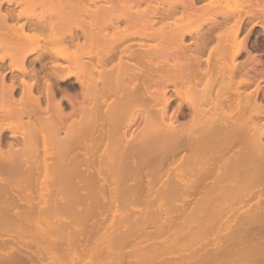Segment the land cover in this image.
Instances as JSON below:
<instances>
[{
	"label": "bare ground",
	"instance_id": "6f19581e",
	"mask_svg": "<svg viewBox=\"0 0 264 264\" xmlns=\"http://www.w3.org/2000/svg\"><path fill=\"white\" fill-rule=\"evenodd\" d=\"M199 1H202L204 3H201ZM230 1L233 3L232 0H0V221L2 222L3 219L4 221L8 219H10L9 221L16 219L15 224L21 222L22 226L25 223L28 224V222L30 221L32 223L30 225V228L34 227L32 231L29 230L28 233L23 234L25 236H23L21 233H24L23 231L26 232V230L28 229H24L23 231H21L20 234L22 238H20L19 235H17V237L14 236L16 235V233L14 235L12 233V230L14 229H17L18 232L19 230H21V227H19L20 224H18L19 228L13 227V229L11 228L13 226V223L10 225L9 221L2 222L3 225L8 222V226H11L10 228L12 231V235H10L8 231L6 232V228L4 229V227L8 228L7 224L3 227L0 222V231H5L6 233H8L7 235L4 232L3 235L5 234L6 236H11V239H9L10 242L14 240L12 238H18L15 239L16 241L14 243L19 242L20 244H22L21 246L17 247V245L15 244V246L12 242L13 244H8V246H10L9 248L3 245L5 243H9L7 242L8 238H4L5 236L3 238L0 237V246L2 247L3 245V247L5 248L4 249L3 247H0V264H40L41 262L39 263V261H36V257L34 256L35 253L36 256L38 255L39 259L40 257L42 258V256L46 257V254L48 252L51 255L49 249L51 248L49 246H52V244L50 243L52 241L51 236L54 237L59 233H55V235H52L51 232V236H45V233H47L46 230L48 229L47 226H50V224L51 226H53V223H51V219L53 218L54 214L57 215H55L56 218L59 216L58 211L62 212V215L64 216L65 214H67L65 213V211L70 210V212H73L71 210L74 209L76 211L75 207L79 206L80 204V206L83 205L81 197H86L84 199L86 201V199L90 198V196H92V198L93 196H95L93 195L94 193H92V191H96L97 188L92 189L96 186H91L92 183L90 182V180H123L124 178L122 179V177H125L126 175H130V177L137 176L134 177V180H156L158 178L154 179V177H156V175H158L159 173V175L162 174L163 176V173L165 172H163V170L166 168L165 165L167 164V162L169 163V167L171 166L170 163L173 164L174 162L177 168V172L175 170L171 171L172 169H174V167H172V169L170 167L171 170L168 168L169 171L166 168L165 170L169 172L167 179L168 177V180H175L177 178V180L182 181L183 186H185V189L184 187L182 188V183L180 184V181H178L179 185H181H178L180 188L184 189L185 191H190L193 188L195 189L196 195V189L198 187H201V185H204L202 184V182L204 183L205 180L207 182L206 185L209 184L208 186H210L211 183L207 181V178L209 176H212L211 173H209L210 171H212V169L214 172L218 171V168L215 167L218 166L216 162L223 160L221 163L219 162L220 164L218 163L220 166L221 164H225V166L222 165V170L223 168H225V172L230 170V172L222 173V175L215 172L216 175L214 176L215 178H213V180H219L218 182H220V180H239L242 178L241 174L243 173L242 171L244 169L248 170L247 173L246 171L244 173H249V167H245L246 164L243 163V157H241L243 155H239L241 153L240 151H236L237 157L233 156H236L235 152L231 153L232 156L227 155L229 152L234 150L233 147H236L238 149V147L235 145H238L237 143H239L240 141L243 142L244 140L245 142L247 141L245 145H250V148L247 147L248 149H250V151L247 149L248 153L250 152L248 157L246 158L247 163L252 164V166L255 165V168L259 170V164H257V162H259L260 160V169L264 171V121L258 123L257 120L258 118H264V97L263 99L258 98L259 90L261 87L260 84L258 83L257 85H255L256 87L254 89L252 88V92L250 93V95H247V92L245 93L247 97L249 96L245 103H242V101L240 100L241 102L238 103L239 105H237L236 102L235 106H232L235 103L233 102L232 104V100L235 101L234 97L240 96L241 92L244 91H241L242 87H245L244 89L246 90V87L250 88L249 86L254 83V79L262 81L264 78V67H261L259 71V68L255 69V73L252 74L249 70L255 65L249 66L248 64L249 61H255L257 64H261L263 66V59L261 58V60L257 59L258 57H255L257 56L258 52L257 54H254L255 52L250 49L248 41L251 32L250 28H253L255 25H260L264 31V0H234L235 2L233 5H231ZM237 1L238 3H236ZM198 2L203 6L199 5ZM210 2L212 4L215 3L217 6L215 4L212 5ZM223 2L226 5L225 7H223ZM208 3H210V6H213L215 9L213 8V10L211 8V10ZM173 17H176V19L179 18L180 21L179 19L178 21H175L180 22L181 25L174 22L172 19ZM182 18L190 21L192 27L189 28L184 25L186 24L187 20L183 19L185 22L181 23ZM171 21H173L175 24H172ZM248 23H250L248 31L245 33V35L241 36L242 30ZM205 24H208L207 27L204 26ZM188 37L191 40H189L190 42H188L187 40ZM147 40L150 42L148 43ZM152 40H154L155 43H151L154 42ZM152 45L154 47H150ZM243 53L247 54L246 60L243 62L238 61V57ZM254 57L256 58V60H254ZM203 64L205 65V67H203ZM217 66L221 68H219L220 71L218 72H216L218 69ZM257 72L260 73L261 77L255 76ZM219 76H223L224 78H221V80ZM216 78H219L220 80ZM60 82H69V85L75 88L79 87V90L71 91V89L67 88L61 93V97H59L58 95L61 91L58 92L57 86ZM199 84H202L203 86H199L198 88ZM170 85H173L174 87L170 90H174V94L177 93L180 96L184 94L183 89H185L186 87H192V89H195V91L192 90L194 92V95H191L193 93L187 95L194 96V98L186 100L185 95V102L181 99H178V101L181 100V102H178V105L176 104L177 107H175V110L172 111V114L169 112V110L172 99L174 98L172 96L175 95H172L171 92L169 95V88H171ZM110 96L112 97L110 98ZM109 98L111 99L110 101H112V99L114 98L115 99L110 102L108 101ZM243 98L244 97H242V99ZM66 100L70 106L69 110L66 109ZM209 103H211V105H215V108L219 110V113L214 114L209 109ZM207 104H209L207 109H209L210 112H208V110L205 108V105ZM227 106L228 109L226 108ZM213 107L214 106H211V109H213ZM132 109H135V112H137L136 116H132L133 114H135L131 112L133 111ZM129 112H131L132 117L130 116ZM138 112L143 116L144 120H146V122L150 124V127L146 123L142 124L140 122L142 121L140 119L142 117L139 118ZM152 112H154V117L152 116ZM211 112L213 114H211ZM156 113L158 115H155ZM208 113H210V115ZM126 116L130 118L128 119ZM137 117L140 119V121L138 122L142 124V126L139 125L142 128L137 127L139 130H142L143 132H152L153 128L156 127L154 129L155 133L153 132L154 134L149 132L152 135V138L147 135L150 137V139H152L150 140L148 138L149 142L151 141L150 143H148V139L146 140V138V144L143 141L144 139L142 140L144 144L137 143V140L143 135L139 134L141 136L137 137L139 136L136 133L139 131L137 130V128H132L137 136L134 135L132 131V134L134 136L130 132V139L129 137H127V133H129L128 131L132 127V124L136 123L134 121L137 120ZM182 118H187L189 120L183 121L181 120ZM256 120L257 122H255ZM20 127H23L24 130ZM145 127L148 130H146ZM63 133H65V137L63 136ZM166 137H168V139ZM171 137H173V140L168 142L169 138L171 139ZM136 138L137 140H135ZM141 138L139 140H141ZM160 139L165 140L162 141ZM53 140H55L54 143H58L59 146H57L60 147V150H58L57 148L58 152H56V149H54V153V151L52 152L51 150L50 152L47 149L50 152L49 153L46 150V147L48 146L49 148V145L52 144L51 141ZM90 140L92 144L90 143L88 145L89 142L87 141ZM115 140L121 141L123 143L120 142V145L116 144ZM132 140H135L136 142H132ZM113 142L115 143L112 147ZM82 144L86 147L85 149V147L83 146V150L85 151L83 152V154L76 151V149L78 148L82 149ZM86 145H88V147H92L89 148L91 149V152L90 150H87L88 148ZM101 145L104 147L103 149L101 148ZM218 146H220L221 150L218 149ZM41 147H45V150L43 149L45 153L43 152V154ZM216 147H218V150L215 149ZM242 147L243 145L241 146V148ZM244 149L246 150V148ZM74 150L76 153H73ZM238 152L240 153L238 154ZM173 158L174 161L172 160ZM120 159L122 160L123 164ZM158 159H160L161 161L159 160L158 162ZM169 160H172L173 162H170ZM130 161H133V164H129ZM120 162L122 165L119 164L118 166V163ZM253 162L256 164H254ZM113 163H115V165ZM150 163H155V165L153 164L154 166H149L151 165ZM211 164H214L215 166L213 165L212 167ZM226 165L229 166L230 169ZM115 166H118L119 169L116 170ZM209 166H211L210 169H208ZM160 167H162V170ZM197 167H201V169H198ZM227 168L228 170H226ZM255 171L257 170L255 169ZM173 172L177 173L175 179H173L174 177L172 178ZM257 172L258 174L256 176L259 175V179L261 180L262 178L260 177V170ZM116 173L118 176L115 175ZM153 173H156V175H153L154 177L150 175ZM262 173L264 174V172ZM165 174L167 173L165 172L164 175ZM114 175L116 176V179L114 178ZM144 175L148 178L144 179ZM248 175L251 176L252 174ZM256 176L254 175V177ZM129 178L125 179L129 180ZM248 178L250 181L251 178L253 179V175L251 178L248 176ZM259 179L258 177H256L257 181ZM29 180H32L31 182H34L33 180H50L49 182H35V187L33 186L35 192L37 191V193H39L40 195H44V191H47L49 193L45 194H52L46 195L47 198L49 196L50 199L51 196L54 195L56 196V199L57 197L58 199H63L62 201L60 199L59 201L58 199L56 201L54 198H51L55 203V206L59 205L55 208L52 207V211L56 212H53L52 216H50V213L48 214V212L46 213L47 217H45L46 215H42L41 213L43 209H45L44 212L49 211L51 208L50 206H52L51 203L48 205L45 203L47 207L43 208L40 203L41 201L39 202V200H41L42 198L38 196L39 194L36 195V197H33L35 192L32 191L34 194H29L28 197V194H26L25 191H22L32 188L28 187L30 184H32L29 182ZM55 180H71L70 182H73L72 186H74L75 180H81V187L79 186V188L83 187V190L79 189V191H72L71 194H73H70L69 197L72 198L73 196L74 199L72 200H74V202H72L70 198L69 199L71 201L69 202V199L65 197L67 196V194L62 190L66 182L61 181L64 184L63 187H61L62 183L60 181H58L57 183ZM82 180H89V182H87L91 184L88 185L87 183V185L90 189L86 185V182L83 181L82 183ZM190 180L192 181L190 182ZM197 180L200 182V185H198V183V187L194 188L196 186L195 183L197 182ZM242 180L244 181V179ZM69 181L67 183L68 185L71 184ZM257 181H255L256 183H258L257 186L261 187V184H263L264 180H261V183ZM59 182L61 185L59 184ZM226 182L227 181H225V183ZM233 182L238 186L243 185L239 183L240 181ZM24 183H28L25 187L29 189H24V187L23 189L21 188L22 190L19 189L18 184H20L21 187V185ZM220 183L219 184L221 189H223L222 186H225L227 184H223L222 182ZM175 184L170 185V187L173 185L175 187ZM250 184L252 185L253 183ZM15 185H17L16 189L18 190L17 192L19 193V195L14 190ZM229 186L226 187L228 191L231 188H234L231 187L230 189H228ZM252 186L255 187V184H253ZM170 187L169 190L172 188ZM174 187L171 189V192H175V190H177V188L174 189ZM87 188L90 190V194L88 193L89 190ZM248 188L249 190L246 189L247 192L246 195H243V198H245L247 194L249 196V194L252 193L250 192L252 188H250V186H248ZM84 189L88 190L86 196L85 193L84 195L83 193L81 195L80 192L81 190L82 192H84ZM224 189L221 190V192H225L226 189ZM261 189L262 188H260V190ZM20 190L25 193V198L24 194L21 193ZM227 190L226 194L228 193ZM253 190L256 191L257 187L253 188ZM30 191L31 190H29V192H26L30 193ZM177 191L179 192V190ZM230 191L228 194H230ZM11 192L12 194H10ZM14 192L15 194L17 193L18 198L20 197L17 201L15 200L16 197H13ZM74 192L76 193V196ZM171 192L169 191V193ZM207 192L209 194L210 191ZM192 193L194 192L191 191V194ZM202 193L204 195L207 194H205V192ZM257 193H255V195H257ZM260 193H263L262 190L260 191ZM59 194L66 195L60 196ZM208 194L206 196H208ZM226 194L224 193L225 196ZM217 195L218 200L219 198L221 199V197L222 199H224L223 194H221V197H219V193H217ZM37 196L40 198L37 200L38 202H36V198H38ZM191 196L192 195H190L189 198H191ZM212 196L210 197L212 198ZM214 197L216 196L214 195ZM254 197H258L257 200H259L260 204L261 202H264L260 201L259 195ZM44 198L45 197L42 198L43 201L46 200ZM92 198H90L89 201V203L91 202L89 208L94 212L95 208H98L99 210L100 206H94L95 204H97L96 202L98 201V196L96 197L97 199L94 198L95 200ZM217 198H215V200ZM263 198L264 197H262L261 199ZM91 199L93 202L91 201ZM105 199L108 200V198L106 197ZM253 199L254 198H252V200ZM64 200L65 202L68 200V203H64L66 204L65 206H63L64 204L61 205ZM188 200H186V204L190 202H187ZM247 200L245 205L243 203V207H247L246 204H248L249 202ZM94 201L95 204H93ZM58 202L61 204H59ZM71 202L72 205L75 206H72L70 204ZM218 202H220V200ZM23 203L27 204H24L25 207H30V209L33 211L31 213H34V215L30 214L29 212L30 217H26V219L24 218L25 215L28 216V213L26 212H28L29 210H26L25 207L22 208ZM98 203H100V201ZM215 203L216 202H214V204ZM228 203L229 202H227V204ZM186 204H184V206ZM218 204L219 203H216V205ZM260 204L259 206L262 205ZM92 205L95 207L94 209L91 208ZM216 205H211V207H216ZM255 206L257 207L258 205ZM230 207H232V205H230ZM252 207L254 208V206ZM48 208L49 210H46ZM226 208L228 209V207ZM232 208L230 212H235V215L230 213L229 215H233L236 217V211L238 209ZM1 209H4L5 211L2 212ZM22 209L26 211L24 212L22 211ZM86 209H88V207H82V210ZM216 209L217 208H215V210ZM234 209H236V211H233ZM242 209L243 208L241 207V210ZM251 209L252 208H250V210ZM262 209L264 210V208ZM184 210L186 211V209ZM184 210L181 211L184 213ZM209 210L211 211L210 207ZM92 211L90 212L93 213ZM257 211H259V208L257 209ZM257 211L253 210V212L255 213ZM245 213L247 214V212ZM256 214L255 217L257 216ZM262 214L261 217L263 216ZM31 215L33 216L31 217ZM82 215H80V219L81 217L83 218ZM94 215H96V213ZM233 216H230L232 218L227 219L229 223L231 221L230 219L234 218ZM65 217H68V215L64 216V218ZM78 217L79 216L75 217L74 215L72 217L69 214V220L73 226L77 225L79 221L81 222V220H79L78 222L76 221L78 220ZM259 217L260 216H258L257 219H259ZM44 218H49L51 220L47 221L46 219L45 224L47 229H45V232L44 230H39L44 229L42 227ZM71 218H73L72 221L74 220L75 222H77V224H75V222H71ZM91 218L95 221L94 216L92 217L91 215ZM17 219H19V222L17 221ZM21 219H25V221ZM65 219V222L63 221L64 223H67L65 224V227L64 225H62L63 223L61 221L60 222L62 224L54 220V222H57L59 224V228L61 227V229H59L60 231L57 230V232H60L59 236H61V231L64 228L67 231L66 227L70 224L68 223L69 220L68 222H66ZM89 220H91L90 217ZM259 221L261 223L260 219ZM259 221L257 220V222ZM95 222H97V220ZM167 222L165 224H167ZM169 222L171 223V221ZM201 222L199 224H201ZM33 223L37 225L33 226ZM92 223L93 221H91V224ZM94 223L91 226H94ZM232 223L233 222H231V224ZM234 223H237V221H235ZM248 223L249 222H245V224H242L246 226V224ZM26 224L24 226L29 228V226ZM38 224H41V226H39ZM196 224L197 227L200 228L197 222ZM202 224H204V222ZM227 224L225 223V225L222 226H225L226 228V226H229ZM259 224L257 225L259 226ZM241 225L237 226L240 227ZM16 226L17 225H15V227ZM73 226H71L70 228L72 230H75L76 226H74L75 228ZM77 226V228L80 227L84 229L83 224ZM95 226L97 227V225ZM247 226L249 227V225ZM54 227L56 228L57 224L50 228ZM195 227L196 225H194V227L192 228L198 229L197 227ZM241 227L244 228L243 226ZM35 228H38V230ZM77 228L76 231H79L80 229L78 230ZM92 228L94 229V227ZM232 228L228 227V230L230 229L231 231ZM261 229H263V227ZM65 230L64 232L68 234L69 230L67 232ZM39 231L42 232H40V235H38ZM52 231L55 230L52 229ZM244 231H246L245 228L243 232L241 231V233L244 234ZM263 231L264 229L262 230V234L264 233ZM35 232L38 233H36L34 236V240L36 241V249L40 248V246L37 247V245H44L43 242L46 241L48 243V240H51L49 242V245H47V243L45 245L49 248L42 245V247L46 248L47 250L49 249L48 251L44 250V248H40L39 250H37V252L36 250H34L35 245L33 243V235ZM43 232L44 235H42ZM71 232H73L74 236V231ZM257 232L258 231H256V233ZM233 233H227L229 236L227 234L225 236H228L230 238V235H235ZM71 234L72 233H70L69 237L67 235V237H72ZM0 235L3 236L1 233ZM36 235H38V237H36ZM80 235H82L80 237H83V235L85 234L81 231ZM26 236L31 237L29 239L33 244L29 242L30 240L25 238ZM39 236L40 238H42L43 236V238L40 239ZM44 236L47 237V240ZM56 236L54 237L53 241L58 240ZM59 236L57 237L60 239ZM23 238L28 241L23 240ZM55 238L57 240H55ZM21 239L23 240V242L20 241ZM63 239H60V241H63ZM65 239L67 240H65V242L69 241L66 237ZM80 239L77 238L76 240L81 241L80 243H86L85 241H83L84 239L86 240V238ZM224 239L227 241L226 243L232 241H229L230 239ZM248 239L250 240V238ZM73 240L74 239H72V241ZM76 240L75 243H73L74 245L77 242ZM251 240L253 239L251 238ZM262 240L263 239L259 240L258 242L260 243V241L262 242ZM24 241L31 244L33 248L32 252H34V254L30 252L32 249L29 244V246L23 244ZM37 241H39V243ZM62 241L61 243L64 242ZM255 241H252V243ZM55 243H53L51 249L53 250L54 248L55 251L53 250L52 253H54V255L58 254L55 257L61 258V256L59 255L60 252L56 248L59 245L57 244L55 246ZM255 243L254 246H256ZM67 244L65 245V250H67L66 247H68L67 251L69 252L70 246H67ZM229 244L231 245V243ZM25 245L26 247H28H25L26 250L30 248L28 250L29 253L25 252L26 250L24 249V247L22 249V246ZM77 245L79 244H76V246ZM236 245L238 244L236 243ZM76 246L74 247V249H76ZM79 246H77L78 249ZM223 246H221V250ZM239 246H241L240 243ZM261 246L263 247L264 245ZM58 248H60V246ZM42 249L44 250L43 253H46L45 251H47V253L43 255ZM71 249L70 251L72 252L73 250ZM220 249L219 251H221ZM237 249H239V247ZM3 250H8V252H3ZM212 250L213 249H211L210 251ZM57 251L59 253H56ZM67 251L65 252L67 253ZM258 251L263 252L261 249ZM199 252L200 251L198 250L195 253H197L198 256L202 257ZM216 252L218 253V251ZM216 252H214V255L209 254L213 257L212 259H214ZM224 252L226 251L224 250ZM246 252L247 251H245L244 253L245 256L247 255ZM208 253H206L205 256H208ZM217 253L215 262L220 257ZM28 254H32V256H29ZM71 255L74 254L71 253ZM71 255H69V258ZM228 255L232 256L231 252L230 254L228 253ZM250 255L251 254H249V257ZM259 255L262 254L259 253ZM81 256L79 255L76 259H81L79 258ZM227 256L225 258H228ZM235 256L237 257V255ZM71 257L72 258L70 259L73 261L75 260V257H77V255ZM192 257L193 256H191V260H188L190 258L187 259L190 264L194 262V260L192 261V259H194ZM194 257L196 259L200 258H198L196 254L194 255ZM208 257H205V259L207 258L208 260ZM49 258L50 260L51 258L54 259L53 255ZM231 258H233V256ZM252 258H254L253 255ZM205 259L203 257V264H210V260L207 261ZM244 259L245 258H243V260ZM42 260L48 261L46 263L42 262L44 264L50 263L49 260L45 258ZM221 260L223 261V259ZM54 261L53 264H55ZM76 261L77 260L73 261L72 263ZM237 261L238 259H236V262H231L237 264ZM260 261L261 263L263 262L262 260ZM173 262L172 264H175ZM202 262H200V264H202ZM211 262L214 261L211 260ZM169 263L171 264V261ZM59 264L64 263L61 262ZM165 264H168V262H165ZM181 264H183V262ZM186 264L188 263L186 262ZM221 264H223V262Z\"/></svg>",
	"mask_w": 264,
	"mask_h": 264
},
{
	"label": "rangeland",
	"instance_id": "374dc122",
	"mask_svg": "<svg viewBox=\"0 0 264 264\" xmlns=\"http://www.w3.org/2000/svg\"><path fill=\"white\" fill-rule=\"evenodd\" d=\"M233 1V3L231 2V5H233L234 4V0H232ZM199 2H201V3H204V2H202V1H199ZM198 2V3H199ZM211 3V2H210ZM210 3H208L209 4V7H210V9L212 8H214L213 6H210ZM236 3H238V1L236 2ZM235 3V4H236ZM212 4V3H211ZM213 4H215V3H213ZM212 4V5H213ZM222 4H224V2L222 3ZM15 5V4H14ZM199 5H201V6H203L202 4H200L199 3ZM198 5V6H199ZM216 5V4H215ZM208 6V5H207ZM206 6V7H207ZM217 6V5H216ZM215 6V7H216ZM226 5L224 4V6L223 7H225ZM208 7V8H209ZM209 9V10H210ZM211 9V10H212ZM215 9V8H214ZM213 9V10H214ZM188 18V17H187ZM173 19V21L174 22H176V21H178V19L179 18H177L176 19V17H173L172 18ZM172 19H170V20H172ZM184 18H182V22L181 23H184L185 21L184 20H187V19H184ZM170 20H169V22H170ZM176 20V21H175ZM173 21H171V23L173 24L174 22ZM179 21H180V19H179ZM188 21V20H187ZM186 21V24H184L185 26H187V27H189V28H191L192 27V24L190 23V21H188L189 22V24H188V22ZM170 23V24H171ZM176 23H179L180 24V22H176ZM175 24V23H174ZM181 25V24H180ZM189 25V26H188ZM207 25L208 24H205L204 26L205 27H207ZM249 26H250V23H248V24H246V26L244 27V29L242 30V32H241V36H243V35H245V33L248 31V29H249ZM251 30V32H250V36H249V41H248V43H249V47H250V49L251 50H253L255 53H260V54H257V56H255L257 59H261L262 61H263V66L261 65V64H257L255 61L254 62H252V61H249L248 62V64H249V66H252V65H255L256 66V64H257V66L255 67V66H253V68H251L249 71L253 74V73H255L254 71H256L255 69H258V71L260 70V68L261 67H264V31H263V29H262V27L260 26V25H255L253 28H250ZM254 38H256L257 39V41H259L260 42V46H259V48H256V49H254V47L252 46V43H253V39ZM150 40V39H149ZM188 42H190L191 40L189 39V37H188ZM190 40V41H189ZM148 41V40H147ZM152 41H154V40H152ZM150 41H148V43H149ZM147 43V42H146ZM151 43H155V41L154 42H151ZM150 43V44H151ZM149 44V45H150ZM150 47H154L153 45L152 46H150ZM254 52H252V53H254ZM207 55V54H206ZM254 57V60H256V58ZM246 58H247V54L246 53H243V54H241L239 57H238V61H241V62H243V61H245L246 60ZM204 65V64H203ZM202 65V66H203ZM261 65V66H260ZM203 67H205V65L203 66ZM218 67V66H217ZM217 67H216V69H217ZM220 67H218V69H217V71L216 72H218V71H220V69H219ZM252 70V71H251ZM256 77H261V75H260V73H256V75H255ZM254 76V77H255ZM220 77V79L221 78H224L223 76L221 77V76H219ZM216 79H219V78H216ZM219 79V80H220ZM73 80V79H72ZM71 80V81H72ZM205 80H206V78H205ZM204 80V81H205ZM222 80V79H221ZM203 81V82H204ZM254 83H252V85H250L249 87L250 88H247L246 87V90L244 89L245 87H242L241 88V91L242 90H244V91H242L241 92V94H240V96H235L234 97V100L235 101H233L232 100V104H233V102H235L234 103V105H232V106H235V104H236V102H237V105H239L238 103H240L241 101H242V103H245L246 101H247V99H248V97H247V95H250V93L252 92V88L254 89L256 86L255 85H257L258 83L260 84V90H259V94H258V98H262L263 99V97H264V78H263V80L261 81H258V80H256V79H254V81H253ZM202 84H204V83H202ZM202 84H199L198 85V88H199V86H203ZM171 86V88H169V95H170V92L172 93V95L175 93V91L174 90H170V89H173L174 87H173V85H170ZM169 86V87H170ZM58 92L59 91H61V92H59L60 94L58 95L59 97H61V93L65 90V89H71V91H78L79 89V87L77 88H75V87H73V86H71V85H69V82H60L59 84H58ZM200 87V88H201ZM183 88H185V87H183ZM194 88V87H193ZM60 89V90H59ZM75 89V90H74ZM202 89V88H201ZM183 90H184V92H183ZM182 90V92L184 93L182 96H180L179 94H174L175 96H172V97H174L173 99H174V101H173V99H172V102H171V105H170V110H169V112L172 114V111H174L175 110V107H177V103L178 102H181V100H183L184 101V99L186 98V100H188V99H191V98H194V96H191V95H194V92L193 91H195V89H192V87H186L185 89H183ZM193 90V91H192ZM247 92V95L245 94ZM186 93V94H185ZM191 93H193V94H191ZM196 93V92H195ZM188 94H191L190 96H187ZM179 95V96H178ZM185 95H186V97H185ZM112 96H110V98H111ZM115 97V96H114ZM180 97V98H179ZM182 97V98H181ZM185 97V98H184ZM240 97V98H239ZM242 97H244L243 99H242ZM246 97V98H245ZM109 98V100L108 101H110L111 99ZM116 98V97H115ZM114 98V99H115ZM114 99H112V101L114 100ZM178 99H181V100H179L178 101ZM185 100V101H186ZM241 100V101H240ZM264 100V99H263ZM112 101H110V102H112ZM184 101V102H185ZM244 101V102H243ZM109 102V103H110ZM66 109H70V106H69V103L67 102V100H66ZM177 104V105H176ZM187 104V103H186ZM210 104V105H209ZM209 104H207V105H205V108L207 109L208 108V105H209V109L215 114V113H219V110H217L216 108H215V105H211V103H209ZM231 105V104H230ZM242 105V104H241ZM211 106H214L213 107V109H211ZM172 107H174V108H172ZM227 109H228V106L226 107ZM225 108V109H226ZM173 109V110H172ZM209 109H207L208 110V112H210L209 111ZM133 110V109H132ZM215 110V111H214ZM134 111V112H133ZM133 111H131L132 113H135V114H133L132 116H136L137 115V112H135V109L133 110ZM216 111H218V112H216ZM131 112H129L130 113V116H131ZM211 112V114H213ZM220 112H222V111H220ZM138 114H139V112H138ZM209 115H210V113H208ZM141 114H139V118L140 117H142V118H140L142 121H140V119L137 117L136 119L137 120H135L134 122H136V123H138V124H136V123H133L132 124V127L129 129V133H127V137H129V139H130V132H131V134H132V131H133V133L135 132L133 129H135V128H140L141 126H142V124H147L149 127H150V124H148L147 122H146V120H144V118H143V116L141 115ZM155 115H158L157 113L155 114ZM129 116V115H128ZM128 116H126L127 118H128ZM131 116V117H132ZM152 116L154 117V112H152ZM126 118V119H127ZM130 118V117H129ZM128 118V119H129ZM260 118H258L257 120H258V123H261L262 121H264V118H261L260 120H259ZM181 120H189V119H181ZM257 120L255 121V122H257ZM138 121H140V122H138ZM144 121V122H143ZM260 121V122H259ZM150 123V122H149ZM137 126H136V125ZM139 125H141V126H139ZM147 125H146V127H147ZM152 126V125H151ZM154 126V125H153ZM144 127V126H143ZM145 127V129L146 130H148L147 128ZM20 128H22L23 129V127H20ZM133 128V129H132ZM137 128V130H139ZM142 128V127H141ZM153 128V127H152ZM156 128V127H155ZM155 128H153V130H152V132L151 131H145V132H143L142 130H139L138 132H136L137 133V135H139V134H143L142 136L141 135H139V136H137L136 135V133H134V135H136L137 137H140L141 138V140H137V138L135 139V140H137V143H142V144H144V142H145V144H146V140L149 138L150 139V137L152 136L150 133H152V134H154L155 133V131H154V129ZM22 129H20V130H22ZM24 130V129H23ZM136 130V131H137ZM150 130V129H149ZM147 132V133H146ZM150 132V133H149ZM154 132V133H153ZM133 135V134H132ZM131 135V136H132ZM133 135V136H134ZM147 135H149V136H147ZM63 136L65 137V133H63ZM145 136V137H144ZM154 136V135H153ZM157 136H158V132H157ZM164 136H167V135H164ZM164 136H162V137H164ZM155 137V136H154ZM133 138V137H132ZM131 138V139H132ZM145 138H146V140H145ZM152 138V137H151ZM167 139H168V137H166ZM115 139V138H114ZM134 139V138H133ZM144 139V140H143ZM149 139H148V143H150L149 142ZM154 139V138H153ZM158 139V138H157ZM167 139H166V141H167ZM50 140H52V139H50ZM49 140V141H50ZM135 140H132V142H136ZM144 142H143V141ZM150 140H152V139H150ZM160 140H165V139H160ZM171 140H173V137H171V139L169 138V140H168V142L169 141H171ZM263 140H264V136H263ZM54 141L55 140H53V141H51V143L52 144H50L49 145V148H48V146L46 147V150L48 149L50 152H51V150H52V152L54 151V149H56L55 151L56 152H58L57 151V148H58V150H60V147H58L59 145H58V143L57 142H55L54 143ZM116 141V144H121V143H123V142H121V141H117V140H115ZM139 141V142H138ZM87 142H89L88 143V145L91 143V140L90 141H87ZM86 142V143H87ZM118 142V143H117ZM121 142V143H120ZM241 142V141H240ZM240 142L239 143H237L238 145H235V146H237L238 147V149L236 148V147H233V149L234 150H232L231 152H229L227 155H229V156H232V154L231 153H236V156L235 155H233L234 157H237V152L236 151H240V152H238V154L241 156V154L243 155V156H241V157H243L242 159H243V163H245L244 165H245V167H249V173L248 174H252L253 175V179L251 178L252 177V175L250 176V175H248V174H246L247 172H248V170H243V168H242V174H241V176H242V178L241 179H239V180H220V182H222L223 184H228V182H229V184L227 185H225V186H222V188L224 189V187H225V189L227 190V186H229V188L228 189H230L231 187H234L233 189H234V191H233V189L230 191V194H228L229 193V191L227 190V194H226V190H225V194H226V196L224 195V193L223 192H221V190H223V189H221V187H220V182H218L219 180H213V178H215L214 176L216 175V173L215 172H217L218 174H221L222 175V173H227V172H230V170H228V168L226 169V170H228V171H224V169L225 168H223V170H222V167L223 166H225V164L223 165V164H221V166L219 165L223 160H221V161H219V162H216L217 163V165L218 166H215L214 164H216V163H214L213 165L216 167V168H218V171H213V169H212V171H210L209 173H211V175L212 176H209L210 177V179H209V177L207 178V181H209L211 184H210V186H208V185H206V180L204 181V183L202 182V184H204V185H201V187H202V190H201V187H198L197 186V184L198 185H200V182L197 180V182L195 183L196 184V186L194 187V188H196V187H198L197 189H196V195H195V189H193L192 188V190H184L185 189V186H183V183H182V181H180V180H177V178H176V176H177V168H176V165L174 164V158L172 159V160H169L170 162L172 161L173 162V164H171L170 163V167H171V169H172V167H174V169H170V167H169V163L167 162V164L165 165V164H163V165H165L166 166V168H167V170L169 171V169L171 170V171H176V172H173V174H172V178L173 179H175V180H172V179H170V180H168L169 179V177H168V179H167V176H168V173L169 172H167V170H163V172L165 171L167 174H165L166 175V179H165V175H164V173H163V176H162V174L161 175H159L158 173V175H156V173H153V174H150V175H152V177H154L153 175L155 174L156 175V177H154V179H156V178H160L159 180L158 179H156V180H147L146 178H148L147 176H145V178L144 179H146V180H143L142 178V180H134V177H137V176H132V177H130V175H126L125 177H122V179L123 180H90V182L92 183H88L89 182V180H82V183H83V181L84 182H86V185H87V183H88V185H90L91 184V186H96V187H93L92 189H96V191L95 190H93L92 191V193H94L93 195H95L96 197L98 196V201L96 202L97 204H95V201H94V203L93 204H95L94 206H100L99 207V210H98V208H95L93 205L91 206V208L92 209H94L95 208V210H94V212L96 213V215H94L95 213L89 208L90 207V205H91V202L89 203V201H90V198H92V196H90V198H88V199H86V201L84 200L85 198H83V197H81L82 198V206H80L79 204V206H80V208H79V206H77V207H75V209H76V211L73 209V210H71V211H73V212H70V210L68 211H65V213H67V214H65L64 216H66V215H68V217H65V218H68V219H65L64 218V216L62 215V212H60V211H58L59 212V216L56 218V214H54V216H53V218L52 217H50V218H52L51 220H52V222L51 223H53V226H55L56 224H57V229L54 227V228H50V227H53V226H51V224H50V226H47L48 227V229H47V227H46V224H45V221H46V219L44 220L43 219V221H44V223H42L43 225H42V227L44 228V229H39V230H41V231H43L44 230V232H45V229H47L46 230V232L47 233H45L46 235L45 236H51V232H52V235H55V233H59V234H56L57 236H59L60 235V232H57V230H59V229H61V227L59 228V224L57 223V222H59V223H61L62 225H64V227L66 226L65 224H67V223H64L65 221H64V219L66 220V222H68V220H69V214H70V216H72L73 217V215L75 216V217H77V216H79L78 217V220H76L77 222L79 221V220H81V222L83 221V220H85V221H83L82 222V224H83V226H84V229L83 228H77L78 226L77 225H82L81 224V222L79 221L78 222V224H77V222H75L74 220L72 221V219L73 218H71V222H75V224H77V225H74V226H76V228L79 230H81L85 235H83V237L84 238H86V240L83 238V237H80V236H82V235H80L81 234V231L79 232V231H76V228L70 223V220H69V222L68 223H70L69 224V226L71 225V226H73L74 228H75V230H72L68 225H67V231L69 230V232H68V234H66L65 232H64V230H65V228L61 231L62 233H61V236H59L60 237V239H63V243H68L70 240V244L68 243L67 244V246L69 245L70 246V249L71 250H73L72 252L70 251V249H69V252L67 251L68 250V247H66L67 248V250H65V245L66 244H63V243H61V241H60V239L56 236V238L60 241H58L56 238H55V240H57V241H53V239H54V237L53 236H51L52 237V241H53V243H55V242H57V243H55V246L58 244L59 246H60V248H58V247H56L58 250H59V252L57 251L56 253H59V255L61 256V258H58V257H55V256H57L58 254H56V255H54V253H52L53 252V250L55 251V249L53 248V250H51L52 249V246H53V243H52V241L51 240H48V243L45 241V239L47 240V237H45V239H44V241L45 242H43L44 243V245L43 246H45L46 245V243H47V245H49L50 243L52 244V246H49V247H51V248H49L48 246H45V247H48L49 249H50V252H51V255H50V253L48 252L47 253V251L49 250H47L46 248H44V247H42V245H37V247H39L40 246V248H44V250H47V251H45L46 253H43L44 252V250L42 251V254L44 255V254H46V257L45 256H42V258L40 257V259H39V257H38V255L36 256L35 254H34V252H32L33 251V248H32V246H31V244H33L34 243V245L36 244L35 242V240H34V236H35V234L37 233V232H35L34 233V235H33V243L31 242V240L29 239V238H31V237H29V236H26L25 238L26 239H28V240H30L29 242L31 243V244H29V242H25L24 241V243L23 244H26V245H30V247H31V253L32 254H34V256L36 257V261H39V263L41 262H44V263H46V262H48V261H46V260H42V259H47V260H49V262L50 263H48V264H53V261H54V259H55V261H54V263L56 264H59V263H61V262H63L64 264H165V262L167 263L168 262V264H170L169 262L171 261V264H172V262L173 263H175V264H181L182 262H183V264H186V262L188 263V264H190V262L188 261V260H191V256H193L192 258H194V259H192V261L194 260V262L193 263H196V264H200V262H202L203 261V257H204V259H205V257H208V260H207V258L205 259V260H207V261H209L210 260V264H216L217 263V261H218V263L217 264H221L222 262H223V264H233L231 261H235L236 262V259H238V263L237 264H264V257H263V255H264V246L262 247L261 245H264V233L262 234V230L264 229V225H262V224H264L263 222H264V210L262 209V208H264L263 206H264V202H261V204H260V202H259V200H257V198L258 197H254V196H257V195H259V197H260V201H264V198L263 199H261L262 197H264V186H263V184H264V174L262 173V172H264V171H262V169H260V163H261V161L259 160V162H257V164H259L258 165V167H259V170H260V177L262 178L261 180L263 181V184H261V187H258L257 185H258V183H256L255 181H257L256 180V177H258V179H259V175L258 176H256L257 174H258V172L257 171H259L257 168H255V165H253L252 166V164H249V163H247V161H246V158L248 157V155H249V153H248V150L250 151V149H248L247 147H249L250 148V145L248 146L247 144L245 145V143L247 142H245V140L243 141V142H241V144H240ZM49 143V142H48ZM55 145H54V144ZM57 143V144H56ZM114 143L115 142H113V144H112V147L114 146ZM164 143H166V142H164ZM264 143V142H263ZM85 144V143H84ZM92 144V143H91ZM249 144V143H248ZM58 145V146H57ZM88 145H86L87 146V150H90V152H91V149H89L91 146H89L88 147ZM123 145V144H122ZM121 145V146H122ZM239 145H243V147L241 148V146H239ZM246 147H245V146ZM42 146H44V145H42ZM55 146H57V147H55ZM85 147V145H81V147H82V149L81 148H78V149H76V151L77 152H79V153H81V154H83V152H85L83 149H84V147ZM103 146H104V144H103ZM102 145H101V148L103 149L104 147H103ZM118 146V145H117ZM120 146V147H121ZM115 147H116V145H115ZM219 147V148H218ZM218 147H216L215 149H219V150H221V148H220V146H218ZM222 147V146H221ZM42 148V154H43V149L45 150V147H41ZM92 148V147H91ZM236 148V149H235ZM244 148H246V150L244 149ZM85 149H86V147H85ZM217 149V150H218ZM244 149V150H243ZM248 149V150H247ZM47 150V151H48ZM94 150V149H93ZM216 150V151H217ZM48 151V152H49ZM55 151H54V153H55ZM40 152H41V149H40ZM39 152V153H40ZM49 152V153H50ZM93 152V151H92ZM45 153V152H44ZM73 153H76L75 152V150L73 151ZM101 153V152H100ZM248 153V154H247ZM41 154V155H42ZM52 154V153H51ZM57 154V153H56ZM231 154V155H230ZM238 155V156H239ZM162 156H163V154H162ZM161 156V157H162ZM229 156H227V157H229ZM239 156V157H240ZM160 157V158H161ZM176 157V156H175ZM177 159V158H176ZM175 159V160H176ZM121 160V159H120ZM131 160V159H130ZM159 160L160 159H158V162H159ZM118 161V160H117ZM161 161V160H160ZM166 161V160H165ZM121 162H122V160H121ZM121 162L120 163H118V166H119V164H121ZM133 162V161H132ZM131 161H130V163L129 164H133ZM156 162V161H155ZM176 162V161H175ZM254 162H256V161H254ZM253 162V163H254ZM116 163V162H115ZM115 163H113L114 165H115ZM219 163V164H218ZM117 164V163H116ZM122 164H123V162H122ZM121 164V165H122ZM151 165H149V166H152L153 164L155 165V163H150ZM158 164V163H157ZM156 164V165H157ZM176 164H178V163H176ZM254 164H256V163H254ZM153 165V166H154ZM159 165V164H158ZM157 165V166H158ZM168 165V166H167ZM210 165V164H209ZM213 165L211 164V166L213 167ZM223 165V166H222ZM243 165V166H244ZM248 165V166H247ZM118 166L116 167V170L117 169H119L118 168ZM211 166H209V168L208 169H210V167ZM227 166V165H226ZM114 167V168H115ZM227 167H229V166H227ZM161 168V170H162V167H160ZM164 168V167H163ZM169 168V169H168ZM198 169H201V167H197ZM262 168V167H261ZM229 169H230V167H229ZM255 169L257 170V171H255ZM217 170V169H216ZM159 171V170H158ZM170 171V172H171ZM224 171V172H223ZM246 171V173H244ZM251 171V172H250ZM118 172V171H117ZM160 172V171H159ZM208 172V171H207ZM255 172V173H254ZM162 173V172H161ZM172 173V172H171ZM175 173V174H174ZM119 174V173H118ZM245 175V177H244V175ZM115 175H117V173L115 174ZM114 175V178L116 177ZM134 175V174H133ZM136 175V174H135ZM171 175V174H170ZM208 175V174H207ZM252 179H250V181H249V178H248V176ZM254 175L256 176V177H254ZM118 176V175H117ZM130 178H129V177ZM143 176V177H144ZM158 176V177H157ZM161 176V177H160ZM247 176V177H246ZM125 178H129V180L127 179H125ZM132 178V179H131ZM170 178H171V176H170ZM245 178H246V180H245ZM248 178V179H247ZM116 179V178H115ZM162 179V180H161ZM242 179H244V181L242 180ZM260 179L258 180L259 181V183H261L260 181H261ZM32 180H29V182L30 183H32V184H30L28 187H32L33 188V186L35 187V182H38V181H40V180H33L34 182H31ZM42 182H44V181H48V180H41ZM40 181V182H41ZM50 181V180H49ZM48 181V182H49ZM56 181V180H55ZM58 181H62V182H66V184L68 183V181L69 180H57L56 182L58 183ZM71 181V180H70ZM69 181V182H70ZM72 181H74V180H72ZM76 181V182H75ZM74 181V186H72V183L73 182H70L71 184H63L62 182V186L61 187H63V185H64V188L62 189L63 191H64V193H66L67 194V196H65L66 194H59L60 196H65L67 199H69L70 197H69V195L71 194V192L72 191H74V190H76V191H79V189H82V188H79V186L81 187V180H75ZM78 181H79V183H78ZM88 181V182H87ZM178 181H180L179 183L182 185V188L184 187V189H182V188H180L179 186H181V185H179V183H178ZM192 180H190V182H191ZM196 181V180H195ZM202 181V180H201ZM217 181V182H216ZM225 181H227L226 183H225ZM233 181H237V182H239L240 184H243V185H241V186H238V185H236V184H234V182ZM242 181V182H241ZM246 181V182H245ZM257 181V182H258ZM47 182V183H48ZM56 182H55V184H56ZM60 182H59V184H60ZM95 182V183H94ZM212 182H214V183H212ZM244 182V183H243ZM39 183V182H38ZM175 183H177V184H175ZM216 183V184H215ZM220 183V184H219ZM234 185H233V184ZM236 183V182H235ZM250 184V183H253V184H255V187H257V190L255 191V190H253V188H255V187H253L251 184L250 185H248V184ZM25 184V183H24ZM24 184H22L21 185V187H20V184H18L19 185V189H23V187H24V189L26 188L25 186H26V184H28V183H26L25 185ZM58 184V185H59ZM95 184V185H94ZM172 184H175V187H174V185L173 186H171L172 188L174 187V189H176L177 188V190H179V192L177 191V190H175V192H171V187H170V185H172ZM61 185V184H60ZM83 185H85V184H83ZM87 185V186H88ZM179 185V186H178ZM216 185V186H215ZM250 186V188H252L251 190H250V192H252V193H250L251 194V197H250V194H249V196H248V194H247V196L245 197V198H243V195L245 194L246 195V192H247V190L246 189H248L249 190V188H248V186ZM17 185H15L14 187H15V191L17 192L18 190L16 189L17 187H16ZM260 186V185H259ZM263 186V187H262ZM72 187H73V189H72ZM116 187V188H115ZM135 187V188H134ZM149 187H151V188H149ZM169 187L171 188L170 190H169ZM29 189V188H26V189H29V190H31L30 191V193H28L29 192V190H22V191H25V193L26 194H28V197H29V194H32L33 192H35V189L33 188V189ZM84 188H85V186H84ZM88 188H89V186H88ZM87 188V189H88ZM137 188V189H136ZM204 188V189H203ZM207 190H206V189ZM220 189V190H218V189ZM236 188V189H235ZM260 188H262L261 190H262V194L260 193ZM84 189V192H82V190L80 191L81 192V195H82V193H83V195H84V193H85V196H86V193H87V191L90 189ZM117 189V190H116ZM133 189V190H132ZM180 189H182V190H180ZM199 189V190H198ZM209 189V190H208ZM20 190V192L21 193H23L24 194V198L26 197V195H25V193L24 192H22ZM166 190H169L171 193H169V191H166ZM206 190V191H205ZM215 190V191H214ZM218 190V191H217ZM255 192V193H257V195H255V193L253 192V191ZM260 190V191H259ZM26 191H28V192H26ZM33 191V192H32ZM95 191V192H94ZM116 191V192H115ZM184 191H185V193H184ZM191 191L192 192H194V193H192L191 194ZM207 191H210L209 192V194H208V192ZM13 192V191H12ZM12 192L10 193V194H12ZM39 192V191H38ZM45 193H49V192H47V191H44ZM44 192H40V193H44ZM52 192V191H51ZM90 192V190L88 191V193ZM115 192V193H114ZM184 194H183V193ZM189 193L190 195H192L191 196V198H189L190 197V195L189 194H187V193ZM199 192V193H198ZM202 192H205V194L207 193L208 194V196H206V195H204ZM18 193V192H17ZM17 193L15 194V192L13 193V197H16L15 198V200L17 201L19 198H18V196H17ZM20 193V194H21ZM44 193V195L43 194H39V193H37V191L35 192V194L33 195V197L35 196L36 197V195H38L39 197H45L44 199H48L47 201L45 200V201H43V199L41 198V200H39V202L41 203V205H42V207L43 208H46L47 207V205L48 204H50L51 203V205L52 206H50L51 208H50V210H49V208L48 209H46V210H49V211H46V212H44L45 211V209H43L42 211H41V213H42V215H46L45 217H47V212H48V214L50 215V216H52L53 215V212H55V211H52V207H58L59 205H57V206H55L54 204V202H53V200L51 199V198H54L56 201H57V199H58V197H57V199H56V196H51V198L49 199V196H48V198L46 197V195H52V194H45ZM53 193V192H52ZM56 193V192H55ZM63 193V192H62ZM77 193H79V192H77ZM97 193V194H96ZM201 193V194H200ZM217 193H219V197H221L222 195L221 194H223V198L224 199H222V197H221V199L219 198V200H220V202H218L219 200H218V198H217ZM221 193V194H220ZM249 193V192H248ZM22 194V195H23ZM54 194V193H53ZM57 194V193H56ZM73 194V193H72ZM71 194V195H72ZM74 194H75V196H76V193L74 192ZM90 194V193H89ZM88 194V195H89ZM185 194H187V195H185ZM261 194V195H260ZM18 195H19V193H18ZM80 195V196H81ZM87 195V196H88ZM189 195V196H188ZM213 195V196H212ZM214 195L216 196V197H214ZM263 195V196H262ZM32 196V195H31ZM30 196V197H31ZM37 196V197H38ZM58 196V195H57ZM59 196V197H60ZM95 196H93V198L92 199H97ZM195 196V197H194ZM210 196H212V198L210 197ZM253 196V197H252ZM21 197H23V196H21ZM36 198V202H38L37 200L38 199H40V198ZM105 197L106 198H108V200H106L105 199ZM113 197V198H112ZM186 197H187V199H186ZM66 198H64V199H66ZM110 198V199H109ZM112 198V199H111ZM193 198V199H192ZM195 198V199H194ZM214 198V199H213ZM215 198H217L216 200H215ZM244 200H243V199ZM252 198H254L253 200H252ZM256 198V199H255ZM61 201L63 200V199H61V198H59ZM59 199H58V201H59ZM71 200L72 199H74L73 198V196H72V198H70ZM69 199V202L71 201ZM92 199H91V201H92ZM94 199V200H95ZM106 201H105V200ZM189 199V200H188ZM191 199H192V201H191ZM213 199V200H212ZM241 199H242V201H241ZM247 201H249L248 202V204H246L247 205V207L245 206V207H243V203H244V205H245V203H246V200ZM109 200H110V202H109ZM186 200H188L187 202H189V203H187L186 204ZM212 200V201H211ZM215 200V201H214ZM218 200V201H217ZM222 200V201H221ZM224 200V201H223ZM226 200V201H225ZM228 200V201H227ZM81 201V200H80ZM79 201V202H80ZM100 201V203H98ZM216 202V203H219L218 205H216V203L214 204V202ZM255 201H257V202H255ZM21 202V201H20ZM72 202H74V200H72ZM72 202L70 203L71 205H72ZM88 204H86V203ZM93 202V201H92ZM108 202V203H107ZM227 202H231L230 204H229V206H228V204H227ZM44 203V204H43ZM47 205H46V204ZM59 203V202H58ZM57 203V204H58ZM64 203H68V200L65 202V200L63 201V203L61 204V203H59V204H61V205H63ZM216 205V207H211V205ZM223 203H225V204H223ZM20 204H22V203H20ZM25 203H23V205H24ZM183 204V205H182ZM184 204H186L185 206H184ZM226 204H227V206H226ZM259 204L261 205V206H259ZM22 205V208L23 207H25V205H27V204H25L24 206ZM46 205V206H45ZM54 205V206H53ZM66 204H64L63 206H65ZM67 205H69V204H67ZM181 205H182V207H186V208H182L181 207ZM222 205V206H221ZM230 205H232V207L233 206H235V207H233V208H237L238 210L236 211V209H234L233 211H236V217L235 216H233V215H235L234 213H231L230 211H231V208L232 207H230ZM255 205H258L257 207L255 206ZM45 206V207H44ZM72 206H75V205H72ZM252 206H254V208L252 207ZM49 207V206H48ZM82 207H88V209H86V210H82ZM209 207L211 208V211L209 210ZM221 207V208H220ZM226 207H228V209L226 208ZM241 207L243 208L242 210H241ZM215 208H217L216 210H215ZM223 208V209H222ZM232 208V209H233ZM248 208V209H247ZM250 208H252L251 210H250ZM259 208V211H257V209ZM25 209L26 210H29L28 212H26V213H28V216H26L25 215V219H26V217H30L29 215L30 214H33L34 215V213H31V212H33L31 209H30V207L28 206V207H25ZM80 209V210H79ZM85 209V208H84ZM184 209H186V211L184 210ZM239 209H240V211H239ZM256 209V210H255ZM2 210V209H1ZM25 210V211H26ZM31 210V211H30ZM97 210H98V212H97ZM181 210H184L185 212L183 213ZM215 210V211H214ZM226 212H224V211ZM228 210V211H227ZM249 212H248V211ZM253 210L254 211H257L256 213L255 212H253ZM3 211H5L4 209L2 210V212ZM22 211H24L23 209H22ZM24 211V212H25ZM90 211H92L93 213H91ZM232 211V212H233ZM247 212V214L245 213V212ZM252 211V212H251ZM261 211H262V213H261ZM29 212H30V214H29ZM57 212V213H58ZM63 212H64V210H63ZM69 212V213H68ZM81 212V213H80ZM90 212V213H89ZM181 212V213H180ZM192 212H193V214H192ZM244 212V213H243ZM43 213H45V214H43ZM56 213V212H55ZM75 213V214H74ZM82 213H83V215H82ZM87 213V214H86ZM229 213L230 214H233V215H229ZM238 213V214H237ZM252 213V214H251ZM257 215L256 217H255V214ZM259 213V214H258ZM263 215L262 217H261V214ZM61 214V215H60ZM72 214V215H71ZM82 215L83 216V218L81 217V219H80V215ZM180 214V215H179ZM241 215V217H240V215ZM246 214V215H245ZM248 214H249V216H251V217H249L248 216ZM251 214V215H250ZM33 215H31V217L33 216ZM56 215V216H55ZM84 215H85V217H84ZM89 215V216H88ZM91 215H92V217L94 216V218H95V221L97 220V222H95L94 221V219H92L91 218ZM183 215V216H182ZM63 216V217H62ZM87 216V217H86ZM96 216V217H95ZM227 216H229V217H227ZM230 216H233L234 218L233 219H230L229 221H230V223L228 222V220L227 219H229V218H232V217H230ZM258 216H260L259 217V219L261 220V223H260V221H259V219H257L258 218ZM44 217V216H43ZM42 217V218H43ZM59 217H62V218H59ZM89 217H90V219L91 220H89ZM226 217V218H225ZM238 217V218H237ZM255 217V218H254ZM19 218V217H18ZM21 218V217H20ZM23 218V217H22ZM60 220H59V219ZM64 218V219H63ZM85 218V219H84ZM241 218V219H240ZM251 218H253V219H251ZM262 218H263V220H262ZM25 219H21V220H24L25 221ZM49 219V218H48ZM47 219V221H51L50 219L48 220ZM63 219V220H62ZM165 219V220H164ZM167 219H169V220H167ZM171 219V220H170ZM224 219H226V220H224ZM239 219V220H238ZM244 219V220H243ZM250 219V220H249ZM255 219V220H254ZM10 219H8V220H6V221H9ZM20 220V221H21ZM54 220H56L57 222H54ZM59 220V221H58ZM199 222H198V221ZM224 220V221H223ZM241 220V221H240ZM247 220V221H246ZM257 220L259 221V222H257ZM3 221H4V219H3ZM2 221V222H3ZM6 221H4V222H6ZM17 221L19 222V219H17ZM61 221V222H60ZM64 221V222H63ZM91 221H93V223L95 224V225H97V227L94 225V226H91V225H93V223L91 224ZM168 221V222H167ZM169 221H171V223L169 222ZM199 224L201 221V224L204 222V224H202V226H201V224H199L198 226H200V228L199 227H197V224H196V222ZM235 221H237V223H234ZM240 221V222H239ZM243 221V222H242ZM263 221V222H262ZM1 222V221H0ZM2 222H1V224H2ZM11 222V223H10ZM15 222H16V219L14 220H12V221H9V224L11 225L12 223V227L11 228H17L18 227V224H20L19 225V227H21L20 229L21 230H19V232H18V230L17 229H14L15 230V232H14V230H12L11 231V228L8 226L9 224H8V222L6 223L7 224V226H8V228H9V230H8V228L7 227H4V225H6V224H2L3 225V227H4V229L6 228V232L8 231V233L10 234V235H12V233H13V235L16 233V235H14V236H16L17 237V235H19L20 236V238H22V236H21V234L23 235V234H25V233H28L29 232V230H33V228L34 227H32V228H30L31 226V222L29 223L28 222V224H26V225H28L29 226V228L28 227H25L24 225L25 224H23V222H22V224H23V226L21 225V222H19L18 224H15ZM167 222V224H165ZM194 222V223H193ZM227 224V222H228V224L227 225H229V226H226V228H225V226H222V225H225V223ZM231 222H233L232 224H231ZM245 222L247 223V222H249L248 224H246V226L245 225H243V224H245ZM251 222V223H250ZM253 222V223H252ZM255 222H257V223H255ZM47 223V222H46ZM54 223H55V225H54ZM80 223V224H79ZM220 223H222V224H220ZM243 223V224H242ZM260 223V224H259ZM34 225L33 226H36L35 225V223H33ZM170 224V225H169ZM190 224V225H189ZM196 225V227L198 228V229H194V228H192V227H194V225ZM220 224V225H219ZM241 225V226H243L244 228H245V230L246 231H244V234L243 233H241V231L243 232V230H244V228H242L241 226L239 227V226H237V225ZM250 224H251V226H250ZM254 226H253V225ZM257 224H259V226L257 225ZM15 225H17L16 227H15ZM39 225V224H38ZM49 225V224H48ZM192 225V226H191ZM247 225H249V227L247 226ZM39 226H41V224L39 225ZM82 226V227H83ZM234 228L235 226H237V227H235V228H237V229H235L234 228V230H233V228ZM260 228H258V227ZM263 227V229H261L262 227ZM18 227V228H19ZM25 227V228H24ZM41 227V228H42ZM91 227V228H90ZM92 227H94V229L92 228ZM96 227V228H95ZM195 227V228H196ZM224 227V228H223ZM228 227H230V228H232L231 229V231H230V229L228 230ZM239 227V228H238ZM256 228V230H255V228ZM39 228V227H38ZM38 228H35V229H37L38 230ZM62 228H63V226H62ZM69 228V229H68ZM192 228V229H191ZM240 228H242V229H240ZM249 228H250V230H249ZM253 228H254V230H253ZM26 230V229H28V230H26V232L25 231H23V230ZM52 229L53 230H55V231H52ZM90 229V230H89ZM91 229H92V231H91ZM194 229V230H193ZM228 231H227V230ZM37 230H35V231H37ZM85 232H84V231ZM89 230V231H88ZM236 230H238V231H236ZM247 230H248V232H247ZM260 230V231H259ZM10 231V232H9ZM18 233H17V232ZM21 231H23L24 233H21ZM41 231H39V234L38 235H40V232ZM50 231V232H49ZM60 231V230H59ZM66 231V230H65ZM66 231V232H67ZM71 231H74V236H73V232H71ZM75 231H76V235H75ZM95 231V232H94ZM231 233H230V232ZM256 231H258L257 233H256ZM5 232V231H4ZM4 232H2V231H0V233L3 235V233ZM5 232V233H6ZM12 232V233H11ZM34 232V231H33ZM33 232H30V233H33ZM44 232H43V234L42 235H44ZM78 232V233H77ZM88 232V233H87ZM94 232V233H93ZM234 232V233H233ZM251 232V233H250ZM255 232V233H254ZM264 232V231H263ZM8 233H6L7 235H8ZM21 233V234H20ZM42 233V232H41ZM49 233V234H48ZM54 233V234H53ZM66 235H64V234ZM70 233H72L71 234V236L73 237H70V238H68L69 236H70ZM80 233V234H79ZM91 235H90V234ZM93 233V234H92ZM96 233V234H95ZM227 233H229V234H235V235H230V238L228 237L229 235L227 234ZM240 233V234H239ZM248 233H250V234H248ZM228 235V236H225V235ZM243 234V235H242ZM255 234V235H254ZM260 234H261V236H260ZM30 235V234H29ZM38 235H36V237H38ZM64 235V236H63ZM67 235H68V237H67ZM79 235V236H78ZM90 235V236H89ZM237 235H238V237H237ZM242 235V236H241ZM259 235V236H258ZM5 236V237H4ZM23 236H25V235H23ZM32 236V235H31ZM92 236H95V237H92ZM236 236V237H235ZM240 236V237H239ZM263 236V237H262ZM0 237L1 238H8V240H7V242H9V243H5V244H3V245H5L6 247H9L10 248V246H8V244L10 245V243H14L16 240L15 239H18V238H12V239H14V240H12V242H10L9 241V239H11V236H6L5 234L3 235V236H1L0 235ZM10 237V238H9ZM65 237L69 240L68 242H65ZM235 237V238H234ZM244 237H248V238H250V240L248 239V238H244ZM260 237V238H259ZM0 238V239H1ZM25 238H23V240H26ZM39 238H40V236H39ZM42 238H43V236H42ZM42 238H40V239H42ZM74 239L73 241H72V239ZM77 238H82V239H84L83 241H85L86 243H80L81 241H77L76 239ZM224 238H226L227 240H229V241H231V242H229V243H231V245L229 244V243H226L227 241L224 239ZM229 238V239H228ZM251 238L253 239V240H251ZM38 239V238H37ZM48 239H49V237H48ZM122 239V240H121ZM234 239H235V241H234ZM258 239V240H257ZM261 239H263L262 240V242L260 241V243L258 242L259 240H261ZM23 240L21 239L20 241H22L23 242ZM28 240H26V241H28ZM39 240V239H38ZM75 240L77 241L76 242V244H79V245H77V246H79V249L77 248V246H76V244L74 245L73 243H75ZM81 240V239H80ZM90 240V241H89ZM223 240V241H222ZM225 240V241H224ZM236 240H239V241H236ZM256 240V241H255ZM17 241H19V240H17ZM40 241V240H39ZM39 241H37L38 243H39ZM51 241V242H50ZM67 241V240H66ZM246 241V242H245ZM247 241H248V243H247ZM250 241V242H249ZM252 241H255V242H253L252 243ZM21 242V243H22ZM50 242V243H49ZM88 242V243H87ZM224 244H223V243ZM12 243V244H13ZM17 243H19V242H16V243H14V245L16 244L17 245V247L18 246H21L22 244H17ZM59 243H61V244H59ZM234 243V244H233ZM236 243L238 244V245H236ZM239 243H240V245L241 246H239ZM251 243V244H250ZM254 243H255V245L256 246H254ZM258 243V244H257ZM11 244V245H12ZM224 246H223V245ZM234 246H233V245ZM3 245H2V247H3ZM13 245V246H14ZM15 245V246H16ZM26 245L25 246H22V249H23V247H24V249L26 250V248H28V247H26ZM28 245V246H29ZM33 245V246H34ZM64 245V246H63ZM244 247H243V246ZM248 245V246H247ZM252 245V246H251ZM259 247H258V246ZM54 246V247H55ZM61 246H63V247H61ZM72 246V247H71ZM76 246V249H74V247ZM220 246V247H219ZM221 246H223L222 247V250L220 249L221 248ZM229 246V247H228ZM232 246V247H231ZM239 247V249H237L238 247ZM1 247V246H0ZM1 247V248H2ZM26 247V248H25ZM216 247H217V249H216ZM234 247H235V249L238 251H236L235 249H234ZM251 247V248H250ZM256 247V248H255ZM4 248V247H3ZM9 248H7V249H9ZM21 248V247H20ZM40 248H37L36 249V245L34 246V250H36V252H37V250H39ZM64 248V249H63ZM216 249V251H218V253L215 251V249ZM229 248V249H228ZM242 248V249H241ZM245 249V251H247L246 252V254L248 255V257H247V255L245 256V251H244V249ZM5 249V248H4ZM19 249V248H18ZM30 249V248H29ZM28 249V250H29ZM56 249V250H57ZM63 249V250H62ZM211 249H213L212 251H210ZM219 249L222 251H219ZM230 249H232V250H230ZM257 249V250H256ZM262 250L263 252H259L258 250ZM2 250V249H1ZM28 250H26L25 252L26 253H29L28 252ZM199 250L200 252V255H202V257L201 256H198L197 255V253H195V252H197V251ZM224 250L226 251V252H224ZM228 250H229V252H228ZM255 250H256V252H255ZM65 251H67V253L65 252ZM208 251H209V253H208ZM216 252L219 256V258H218V260L215 262V257H217V255H216V253H215V257H214V259H212L213 257L212 256H210V255H214V252ZM243 251V252H242ZM253 251V252H252ZM3 252H8V250L6 251V250H3ZM79 253V254H77V253ZM212 252H213V254H212ZM230 252H231V255L233 256V258H231L232 256H230V255H228V253L230 254ZM235 252V253H234ZM241 252V253H240ZM64 253V254H63ZM68 255H66V254ZM71 253L72 254H74V255H71ZM76 253V254H75ZM81 253H83V254H81ZM196 254V256L199 258V259H196L195 257H194V255ZM206 253H208L207 255L208 256H205L206 255ZM225 253V254H224ZM227 253V254H226ZM240 255H239V254ZM253 253H255V254H253ZM259 253L260 254H262V255H259ZM2 254H5V253H2ZM32 254H28L29 256H32ZM49 254V255H48ZM62 254V255H61ZM210 254V255H209ZM222 254H223V256L224 255H228L227 257L228 258H225L226 256H222ZM242 254V255H241ZM244 254V255H243ZM249 254H251L250 255V257H249ZM258 256H257V255ZM53 255V258L54 259H52L51 258V260H50V258L49 257H51ZM64 255H66V256H64ZM69 255H71V256H76L77 255V257H75V260H77L76 262H74V263H72L73 261H75V260H71L70 258H72L71 256H70V258H69ZM81 256V257H79V258H81V259H76V258H78V256ZM235 255H237V257L235 256ZM252 255H253V257L255 258H252ZM33 256V257H34ZM40 256V255H39ZM239 256V257H238ZM244 256V257H243ZM260 256V257H259ZM262 256V257H261ZM44 257V258H43ZM229 257H230V259H229ZM241 257V258H240ZM58 258V259H57ZM188 258H190V259H188ZM211 258V259H210ZM243 258H245L244 260H243ZM247 258V259H246ZM248 258H250V259H248ZM260 258V259H259ZM35 259V258H34ZM68 259H70V260H68ZM188 259V260H187ZM221 259H223V261L221 260ZM227 259H229V260H227ZM232 259V260H231ZM256 259H258V260H256ZM170 260V261H169ZM198 262H196V261ZM204 260V261H205ZM211 260L212 261H214V262H211ZM227 260V261H226ZM239 260H240V262H239ZM243 260V261H242ZM260 260H262L263 262L261 263V261ZM52 261V262H51ZM186 261V262H185ZM191 261V262H192ZM206 261V262H207ZM226 261V262H225ZM231 263H230V262ZM185 262V263H184ZM40 263V264H41ZM44 263H42V264H44ZM193 263H191V264H193ZM204 262H202V264H203ZM205 264H209V263H205ZM234 264H236V263H234Z\"/></svg>",
	"mask_w": 264,
	"mask_h": 264
},
{
	"label": "flooded vegetation",
	"instance_id": "af4514ba",
	"mask_svg": "<svg viewBox=\"0 0 264 264\" xmlns=\"http://www.w3.org/2000/svg\"><path fill=\"white\" fill-rule=\"evenodd\" d=\"M252 46L254 47V49L259 48V46H260V42L257 41L256 38H254V39H253ZM254 54H257V53H254ZM258 54H260V53H258Z\"/></svg>",
	"mask_w": 264,
	"mask_h": 264
}]
</instances>
